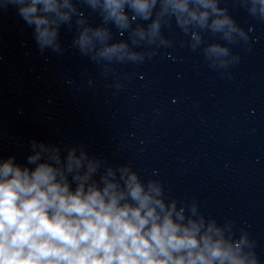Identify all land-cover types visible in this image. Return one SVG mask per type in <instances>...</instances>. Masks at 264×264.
I'll list each match as a JSON object with an SVG mask.
<instances>
[{
	"label": "clouds",
	"instance_id": "clouds-1",
	"mask_svg": "<svg viewBox=\"0 0 264 264\" xmlns=\"http://www.w3.org/2000/svg\"><path fill=\"white\" fill-rule=\"evenodd\" d=\"M12 2L21 5L19 12L28 24H35L41 47L53 45L55 29L50 30L45 26L48 20L35 14L38 4L44 11H56L55 0ZM155 3L105 0L104 8L107 18L126 27L125 4L147 19ZM197 3L214 7L210 0ZM169 5L174 11L188 12L192 20L207 19V12L197 16L190 11L188 0H165V7ZM221 24L214 22L216 27ZM152 28L156 30L158 24ZM93 35L103 39L105 33L97 30ZM91 43L85 29L78 44L84 51ZM123 47H105L99 56L111 58ZM38 158L39 154L29 160ZM73 165L79 168L81 159L69 153V172ZM95 170L89 162L87 172L75 177L78 184L72 190L64 171L52 164L40 163L29 170L14 164L11 157L0 163V264H245L239 244L233 247L222 236L214 239L220 236L214 225L201 234L203 220L178 222L185 219L183 209L177 212L174 202L166 207L156 184L149 183L145 190L135 173L127 176L123 188L107 177H102V187L86 184Z\"/></svg>",
	"mask_w": 264,
	"mask_h": 264
}]
</instances>
